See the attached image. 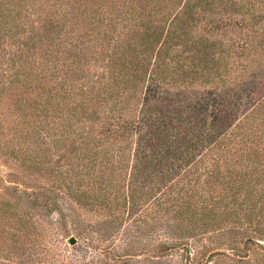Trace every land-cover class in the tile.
<instances>
[{
  "label": "trees",
  "instance_id": "trees-1",
  "mask_svg": "<svg viewBox=\"0 0 264 264\" xmlns=\"http://www.w3.org/2000/svg\"><path fill=\"white\" fill-rule=\"evenodd\" d=\"M0 161V264H264V0H0Z\"/></svg>",
  "mask_w": 264,
  "mask_h": 264
},
{
  "label": "rangeland",
  "instance_id": "rangeland-1",
  "mask_svg": "<svg viewBox=\"0 0 264 264\" xmlns=\"http://www.w3.org/2000/svg\"><path fill=\"white\" fill-rule=\"evenodd\" d=\"M10 48H13V47L11 46ZM4 157H9V156H4ZM4 157H2V158H4ZM9 161L12 162L13 160L12 159H9ZM3 170H6V169H5V166L2 164V162L0 161V171H3ZM30 170L31 171H34V172L38 171L35 168L30 169ZM40 174L39 173H33V177L29 176L27 178V183L28 184H25V187H27L26 189L27 190H32V189H35V190H45V191L51 192L50 188L48 187V178L46 177V175L44 173H40ZM87 199L88 198L87 197H84V196L81 198V200H82L81 202H82V204H83L84 207L81 208L79 206V208L77 210L78 211H82V214H84V215H91L92 213H91L90 209H92V207H91V205H90L89 202H85ZM98 209H101L102 212H103L102 207H99ZM99 212H100V210H99ZM55 215H56V212L53 211V212H50L49 213L48 217L53 218ZM92 215H95L96 217L98 216L95 213L92 214ZM70 231L72 232L71 229H70ZM68 246H69V249H70L71 248L70 247L71 245L68 244Z\"/></svg>",
  "mask_w": 264,
  "mask_h": 264
},
{
  "label": "water",
  "instance_id": "water-1",
  "mask_svg": "<svg viewBox=\"0 0 264 264\" xmlns=\"http://www.w3.org/2000/svg\"><path fill=\"white\" fill-rule=\"evenodd\" d=\"M68 243H69V244H73V243H74V239H73V238H70V239L68 240Z\"/></svg>",
  "mask_w": 264,
  "mask_h": 264
}]
</instances>
